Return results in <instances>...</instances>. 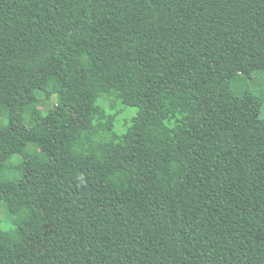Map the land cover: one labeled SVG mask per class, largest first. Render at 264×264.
Instances as JSON below:
<instances>
[{
	"label": "trees",
	"instance_id": "obj_1",
	"mask_svg": "<svg viewBox=\"0 0 264 264\" xmlns=\"http://www.w3.org/2000/svg\"><path fill=\"white\" fill-rule=\"evenodd\" d=\"M257 70L264 0H0V264H264Z\"/></svg>",
	"mask_w": 264,
	"mask_h": 264
},
{
	"label": "rangeland",
	"instance_id": "obj_2",
	"mask_svg": "<svg viewBox=\"0 0 264 264\" xmlns=\"http://www.w3.org/2000/svg\"><path fill=\"white\" fill-rule=\"evenodd\" d=\"M237 79L239 83L241 82V86H240L241 88L246 87L247 89H250L256 94L264 97V71L262 70L255 71L252 79L242 80L240 75L237 76ZM52 80H55V77ZM39 96H40L41 104L45 106L49 104H53L54 101L56 100V96H53L50 100H47L43 92H40ZM119 108H122V110L118 114L116 119L117 122L116 129L119 132H122L126 128L127 123L130 121L133 115L136 114L137 108L132 106H123V105H119ZM261 116L264 117V103L261 109ZM29 149L32 151L36 150L40 155H42V151L39 145H33ZM19 158L21 159V157L15 155L11 160L7 162V164L1 170L3 177H16L20 174V172H18V170L16 169V166L19 162ZM32 164L33 163L29 161V165L32 166ZM0 215L3 220V228H8L9 225L12 224L13 217L9 209L2 203H0ZM27 230L32 232L33 227L27 226Z\"/></svg>",
	"mask_w": 264,
	"mask_h": 264
}]
</instances>
